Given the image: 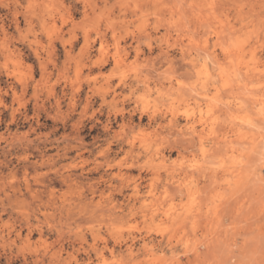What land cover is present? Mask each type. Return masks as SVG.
<instances>
[{
    "label": "clouds",
    "instance_id": "9594fccd",
    "mask_svg": "<svg viewBox=\"0 0 264 264\" xmlns=\"http://www.w3.org/2000/svg\"><path fill=\"white\" fill-rule=\"evenodd\" d=\"M0 264H264V0H0Z\"/></svg>",
    "mask_w": 264,
    "mask_h": 264
}]
</instances>
